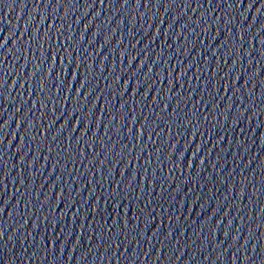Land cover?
Wrapping results in <instances>:
<instances>
[{
	"label": "water",
	"instance_id": "1",
	"mask_svg": "<svg viewBox=\"0 0 264 264\" xmlns=\"http://www.w3.org/2000/svg\"><path fill=\"white\" fill-rule=\"evenodd\" d=\"M0 264H264V0H0Z\"/></svg>",
	"mask_w": 264,
	"mask_h": 264
}]
</instances>
